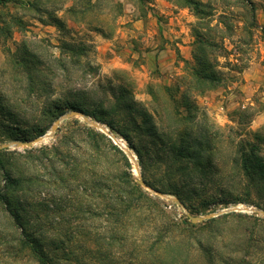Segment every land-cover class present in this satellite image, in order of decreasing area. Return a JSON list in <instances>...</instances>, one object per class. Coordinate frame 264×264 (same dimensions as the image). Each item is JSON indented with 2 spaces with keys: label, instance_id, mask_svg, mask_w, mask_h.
<instances>
[{
  "label": "rangeland",
  "instance_id": "rangeland-1",
  "mask_svg": "<svg viewBox=\"0 0 264 264\" xmlns=\"http://www.w3.org/2000/svg\"><path fill=\"white\" fill-rule=\"evenodd\" d=\"M39 138L0 150V264H35L2 244L22 225L67 264H264V179L241 170L264 163V0H0V145ZM209 141L216 172L189 200L138 184L171 193L189 163L169 148ZM237 207L255 212L188 217Z\"/></svg>",
  "mask_w": 264,
  "mask_h": 264
},
{
  "label": "trees",
  "instance_id": "trees-1",
  "mask_svg": "<svg viewBox=\"0 0 264 264\" xmlns=\"http://www.w3.org/2000/svg\"><path fill=\"white\" fill-rule=\"evenodd\" d=\"M79 98H83V96L79 95L77 96ZM78 112V111H75ZM81 113V112H78ZM85 117L87 114L81 113ZM94 139H95V150L100 151L101 147L102 152L105 153V150H108V145L106 141L104 140V136L98 135L96 133H92ZM213 141V140H212ZM103 145V146H102ZM116 148H111L112 151H115ZM183 151H176L175 147H171L168 150L169 153H175L176 158L175 162L177 161V157H180L184 162L187 161L189 165L187 164L186 167H182L179 170L176 171V173H173V183L169 186L172 191L171 193H167L165 191H161L157 188H154L152 185H148L146 181L144 183L153 189L154 191H157L161 193L162 195H175L178 200L183 203L185 200H189L190 196H193L194 193L198 191L197 183L195 180H209L210 179V173H215L216 171H212L213 167V161L211 159V155L208 152H211L213 149L212 144L209 141L208 147L205 150L195 151V148L190 147L187 145L186 148H182ZM185 153V155H184ZM235 163V161H234ZM192 164V165H191ZM236 164V163H235ZM1 165V161H0ZM210 168V170H208ZM217 170V169H215ZM245 171L246 176L248 175L252 180H254V177L263 178L264 179V163L262 160L257 158H247L243 159V165L242 169ZM210 171V172H209ZM218 171V170H217ZM209 173V174H208ZM11 177L8 178L7 182H11ZM141 186V185H140ZM139 186V187H140ZM5 189L9 188L8 185H5ZM217 195L222 196L224 199H233L235 194L232 190L224 191L223 188H218L216 190ZM134 194L137 195L136 201L145 203L148 207H151V210L149 211L152 214H155L157 212L158 214L162 213V210L158 208V205L152 201V199L148 198L147 196L142 193V191L139 190V188H136L134 190ZM0 203L5 204L6 206H9V201L7 199V195H1L0 194ZM136 210H139V204L135 205ZM9 208V207H8ZM135 210V209H134ZM148 211V209L146 210ZM147 213L148 216H151L152 214ZM17 223L16 225H19L20 218L17 217L16 219ZM31 228V226H29ZM23 228V229H22ZM22 230L25 231V234L23 235V238L20 239H13L16 240L15 242V248L14 245H11V243L3 242L2 244L5 245L9 249H17L16 254L24 253L26 256L28 254L31 256L30 259L35 264H67L68 262H78L80 261L79 257H73L71 256L67 250H65L64 257H55L53 254L56 253L60 248V243L57 241H48L41 237L36 238L35 234L36 232H30L27 233V229H24L23 225L21 227ZM27 252V253H25ZM63 256V253H62ZM66 262V263H65Z\"/></svg>",
  "mask_w": 264,
  "mask_h": 264
},
{
  "label": "water",
  "instance_id": "water-1",
  "mask_svg": "<svg viewBox=\"0 0 264 264\" xmlns=\"http://www.w3.org/2000/svg\"><path fill=\"white\" fill-rule=\"evenodd\" d=\"M73 116H80V117H82V118H83L88 124L92 125L94 128H96V129H98V130L103 131V132H104L106 135H108L109 137H112V136L110 135V133H109L106 129L102 128V127H101L99 124H97V123H91V122L88 120V118H86L83 114L74 111V112L70 113L69 115H67V117H73ZM55 130H56V126L53 127V131H55ZM112 139L114 140V142H115L116 145H119L120 147H123V148H124V146H123L122 144H120V142H119L118 140H116L115 138H112ZM40 140H41V139L39 138V139H36V140H34V141H32V142H27V143H13L12 145H0V150H1V149H6V148H8V147H10V146H16V147H22V146L32 147L35 143L39 142ZM128 155L131 157V159H134V158L132 157V155H130V153H128ZM137 182H138V184L141 185L142 187H144V188H146V189H148V190H150V191H153L154 193H156V194L159 195V196H163L161 193H159V192H157V191H154L153 189H151L150 187H148V186L144 183V181H143L142 179H138ZM241 211H242V212H248V213H254V212H255L254 209H249V208L241 209V207H237V208H234V209H230V210H228V211H224V212H221V213H215V214H209V215H206V216H203V217H195V216H190V215H188V217H189L190 221H191L193 224H197V223H202V222H204V221H207V220H210V219L216 218V217L222 215L223 213H227V212H241ZM258 213L264 217V211L260 210V211H258Z\"/></svg>",
  "mask_w": 264,
  "mask_h": 264
},
{
  "label": "crops",
  "instance_id": "crops-1",
  "mask_svg": "<svg viewBox=\"0 0 264 264\" xmlns=\"http://www.w3.org/2000/svg\"><path fill=\"white\" fill-rule=\"evenodd\" d=\"M170 14V13H167ZM172 14V13H171ZM174 19H176L180 24L185 25L184 21H183V17L180 14L174 15L173 18L171 19V22L174 21ZM189 22V21H188ZM130 34V33H129ZM132 37V36H131ZM185 41V40H184ZM178 46H180V48H184V49H189V46H183L182 44H177ZM156 48V47H155ZM153 48L152 52H148V54H153V53H157L158 51H160L158 60H160L161 64H171L172 59L170 58V61H167L166 57H165V50H161V49H155ZM135 53H138L136 50H134ZM189 57V56H188ZM188 57H186L187 59H189ZM166 59V60H165ZM173 62V61H172Z\"/></svg>",
  "mask_w": 264,
  "mask_h": 264
}]
</instances>
